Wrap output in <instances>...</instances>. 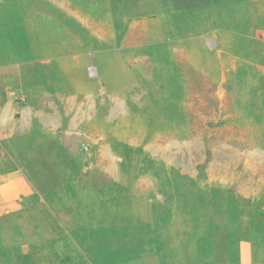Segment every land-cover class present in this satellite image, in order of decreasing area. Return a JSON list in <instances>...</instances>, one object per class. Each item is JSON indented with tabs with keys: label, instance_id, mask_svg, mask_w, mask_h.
Masks as SVG:
<instances>
[{
	"label": "rangeland",
	"instance_id": "1",
	"mask_svg": "<svg viewBox=\"0 0 264 264\" xmlns=\"http://www.w3.org/2000/svg\"><path fill=\"white\" fill-rule=\"evenodd\" d=\"M50 160L115 184L108 264H264V0H0V264L70 227Z\"/></svg>",
	"mask_w": 264,
	"mask_h": 264
},
{
	"label": "crops",
	"instance_id": "2",
	"mask_svg": "<svg viewBox=\"0 0 264 264\" xmlns=\"http://www.w3.org/2000/svg\"><path fill=\"white\" fill-rule=\"evenodd\" d=\"M64 160L65 158L62 159V163H64ZM80 162L81 161H78V165L75 166L74 164L73 167L72 165L68 166L69 164L67 163V165L65 162L63 171H59L52 170L50 165L53 161L50 160L48 168L42 167L45 169L41 170L42 172L45 171L43 173L35 172L40 170V167L38 166L35 167L36 169L33 168L30 171H27V169L26 171H21L22 175L20 174V179L22 180H25L26 178L30 180L29 177L31 176L32 178L34 175H39L41 177L43 175L46 177L51 174L53 177L54 171H59L61 176H64L61 180L52 179L53 182L58 183V190L57 192L51 193L48 203L50 204L51 209L54 208L57 215L62 212L65 214L63 215L65 216L63 218H65L67 222L70 219V227L61 229L60 236H58V238H53L50 243L41 242L43 238L40 239V242H36L38 241L37 237L30 236L31 238L29 237L28 240L32 239L35 243H27L29 246H27L25 250L24 248H21L18 252L16 251L13 253H11L10 250L7 251V256H9L8 264H108V259L107 257L105 258L104 253L99 252L96 256L84 241L96 238L105 239L107 237L105 234L106 227L104 226V223L107 221V215L100 213V219H96L95 217L97 215H93L94 211L92 208L95 209V207L98 206V208L104 211V213H108L105 211L107 209V201H109L107 199L116 198L117 191L114 187L115 184L113 181L104 180L101 173L95 170L92 174H88L85 171L83 172L84 169H82ZM85 163H87V161ZM73 168H75L74 172L68 174L67 170ZM32 170H35L34 174H32ZM26 181L22 187V183H20L18 190L19 194L23 193L22 191L29 193L31 187L35 186L33 182L27 184ZM91 193L96 196L94 199L93 197L88 198L87 200L85 198L82 201L81 197H84V195H92ZM102 199L104 201H102ZM84 211L86 212L83 213ZM75 213L79 214L77 219ZM71 217H73V219ZM134 228L138 229V226H134ZM134 228H129L127 230L131 232ZM128 231H126L127 234ZM119 232H121V229L118 233ZM118 233H116V236H118ZM134 239L138 240L139 238L134 237ZM80 241L83 243L81 244ZM143 242L144 240L135 243H128L132 249H121L120 254L115 256V262L113 264H134L135 262L138 264H184V262L181 261V258L183 259V257L179 258V261L177 259L176 261H173L169 256H165L161 252H146ZM138 245L142 246L140 247ZM126 252H129L130 254L137 252L140 255V258L136 261H134V259H128L125 261L122 256H124ZM129 253H127V255H130ZM93 257H95L97 261L95 259L93 260ZM185 264H187L186 261Z\"/></svg>",
	"mask_w": 264,
	"mask_h": 264
},
{
	"label": "trees",
	"instance_id": "3",
	"mask_svg": "<svg viewBox=\"0 0 264 264\" xmlns=\"http://www.w3.org/2000/svg\"><path fill=\"white\" fill-rule=\"evenodd\" d=\"M150 229V228H149ZM232 237H234V236H232ZM192 243H193V240H192ZM198 251V250H197ZM200 251H202V250H200ZM181 257H184L183 255H181ZM190 259H192L193 261H192V263L191 264H197L198 263V259L199 258H195L194 256H191V257H189ZM201 263V262H200Z\"/></svg>",
	"mask_w": 264,
	"mask_h": 264
}]
</instances>
